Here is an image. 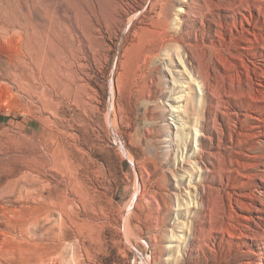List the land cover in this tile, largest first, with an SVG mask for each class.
<instances>
[{"label": "rangeland", "instance_id": "374dc122", "mask_svg": "<svg viewBox=\"0 0 264 264\" xmlns=\"http://www.w3.org/2000/svg\"><path fill=\"white\" fill-rule=\"evenodd\" d=\"M40 1L0 0V264H264V0Z\"/></svg>", "mask_w": 264, "mask_h": 264}, {"label": "bare ground", "instance_id": "6f19581e", "mask_svg": "<svg viewBox=\"0 0 264 264\" xmlns=\"http://www.w3.org/2000/svg\"><path fill=\"white\" fill-rule=\"evenodd\" d=\"M79 2L80 0H69V4L71 6V9L72 11L74 12L75 14V18L77 19L78 23L82 24L84 26L83 28V33L85 34V36L87 37V40L88 38L90 37L89 34H88V31H89V20L88 18L86 17V15L82 12L83 10H81L80 6H79ZM6 6H11L12 3H8V1H6ZM42 1L40 0H35V5L38 6V7H41L42 6ZM18 9V7H17ZM11 10H16V8H12L11 7ZM19 10V9H18ZM47 11V10H46ZM180 11V10H178ZM22 12V11H21ZM188 12V11H186ZM184 14V13H183ZM186 15V14H185ZM189 15V14H188ZM184 18V16H183ZM32 20L34 21V19L30 18V17H25V23L27 26L26 28H29V27H33V29H36L34 30L32 33H28L27 35V41H28V44L29 46L31 47V49H35L36 52L39 51L40 52V58L42 59L43 63H44V66H45V71L46 73L49 75H51V78H53V73H54V68L53 66H51L48 62H47V57H48V53L45 52V49L48 47V45L50 44V46H52L51 43H49L48 41H44L41 33L39 30V26H36L34 23H32ZM182 20V19H181ZM181 23V22H180ZM28 32V31H27ZM183 57V56H182ZM185 57V56H184ZM183 57V59H184ZM53 82V81H51ZM176 111V110H175ZM198 132V131H197ZM195 132V135H199V133ZM196 136V138H197ZM200 140V139H199ZM197 142V141H196ZM185 148V147H184ZM183 148V149H184ZM199 149V148H198ZM8 212L13 215L14 217H16L17 219H19V222L20 223H24L26 221H28V218H26V216H30V211L29 210H24V209H16V208H11V209H7Z\"/></svg>", "mask_w": 264, "mask_h": 264}]
</instances>
